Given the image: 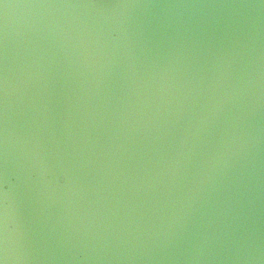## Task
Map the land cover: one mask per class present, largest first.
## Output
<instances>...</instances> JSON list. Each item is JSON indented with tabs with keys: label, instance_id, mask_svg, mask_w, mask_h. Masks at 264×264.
I'll list each match as a JSON object with an SVG mask.
<instances>
[{
	"label": "clouds",
	"instance_id": "1",
	"mask_svg": "<svg viewBox=\"0 0 264 264\" xmlns=\"http://www.w3.org/2000/svg\"><path fill=\"white\" fill-rule=\"evenodd\" d=\"M25 7L72 11L26 25L19 72L5 28L0 264H264V0ZM155 7L169 10L156 39L132 24ZM57 57L69 69L61 111L49 85ZM18 153L39 234L21 220Z\"/></svg>",
	"mask_w": 264,
	"mask_h": 264
},
{
	"label": "water",
	"instance_id": "2",
	"mask_svg": "<svg viewBox=\"0 0 264 264\" xmlns=\"http://www.w3.org/2000/svg\"><path fill=\"white\" fill-rule=\"evenodd\" d=\"M89 2V0H0V59L3 56L4 48V35L5 28H7L8 37V52L9 58L13 65V68L19 72L23 67L25 60V36L26 25L32 22H47L49 20L63 21L68 19V13L72 10L65 9H44L25 7L27 5L36 4H60V3H83ZM105 2H118V0H105ZM139 2L151 3L154 5L165 4H225V3H239V4H255L259 3V0H139ZM10 6L7 9L5 6ZM172 12H182L185 16L194 12L202 11L207 12L209 15H219L227 11L225 9H173ZM247 11V10H244ZM168 9L161 7H155L143 12L137 10V13L132 20V24L142 25L147 34L152 35L154 39L159 36V26L164 19L165 14L168 13ZM260 23L264 25V11L258 13ZM89 23L94 21L103 20V17L93 15L91 12L87 17H84ZM5 21L7 23H5ZM107 28H113L116 26L115 18H109L105 22ZM66 64L63 60L57 57V62L52 65L49 73L53 94V104L57 111H61L63 108V96L62 92L65 90V78L64 74L68 72ZM34 92L42 91L41 83L37 82L33 88ZM22 105L17 104V116L16 123L20 127L22 125ZM262 159H264V153H262ZM15 182V196L18 203L21 220L24 224L31 227L37 234L40 232L41 223L38 219V212L35 200L33 198L31 189L26 181V169L25 161L22 154L18 153L17 166L15 168V176L13 177ZM52 211H56L55 208ZM258 220L261 230L264 231V169L261 173V186H260V198L258 201Z\"/></svg>",
	"mask_w": 264,
	"mask_h": 264
}]
</instances>
